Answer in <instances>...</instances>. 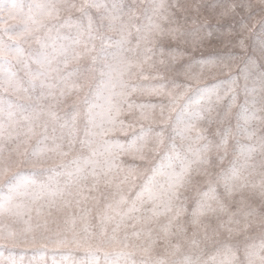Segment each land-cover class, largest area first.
<instances>
[{
	"label": "snow or ice",
	"instance_id": "6c2138e0",
	"mask_svg": "<svg viewBox=\"0 0 264 264\" xmlns=\"http://www.w3.org/2000/svg\"><path fill=\"white\" fill-rule=\"evenodd\" d=\"M29 251L264 264V0H0V264Z\"/></svg>",
	"mask_w": 264,
	"mask_h": 264
},
{
	"label": "rangeland",
	"instance_id": "374dc122",
	"mask_svg": "<svg viewBox=\"0 0 264 264\" xmlns=\"http://www.w3.org/2000/svg\"><path fill=\"white\" fill-rule=\"evenodd\" d=\"M224 52V49L222 46H214V47H209V48H205L202 49L201 51L195 53V56L197 59H199L201 57V54H203V56L207 57V56H212V55H220ZM195 71L199 72L200 69L196 68ZM205 71L207 72L208 70L205 69ZM227 75V73H219L216 77H212L209 76V79H213V78H218V79H223L225 76ZM153 102H156L155 100ZM25 174L27 175L28 173L25 172ZM35 255L37 257V261L40 262V264H52V253L51 252H47V253H40V252H32L29 251L27 253L28 257H31ZM57 260L59 261V256H57Z\"/></svg>",
	"mask_w": 264,
	"mask_h": 264
}]
</instances>
